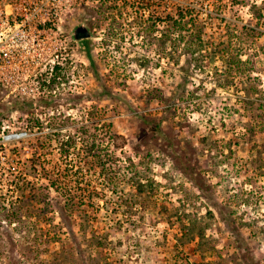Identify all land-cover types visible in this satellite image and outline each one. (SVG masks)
Segmentation results:
<instances>
[{
  "label": "rangeland",
  "instance_id": "374dc122",
  "mask_svg": "<svg viewBox=\"0 0 264 264\" xmlns=\"http://www.w3.org/2000/svg\"><path fill=\"white\" fill-rule=\"evenodd\" d=\"M63 4L64 65L51 75L43 62L44 94L22 102L0 86V264H264V0ZM179 8L195 10L204 47L172 57L173 36L157 30L169 34L160 20ZM80 25L91 38L74 39ZM176 92L168 111L160 96ZM93 107L107 111L114 150L133 168L117 190L96 180L100 197L66 208L61 194L43 197L42 168L62 162L42 143L90 122ZM139 115L176 138L203 191ZM31 187L42 194L34 206Z\"/></svg>",
  "mask_w": 264,
  "mask_h": 264
},
{
  "label": "trees",
  "instance_id": "16d2710c",
  "mask_svg": "<svg viewBox=\"0 0 264 264\" xmlns=\"http://www.w3.org/2000/svg\"><path fill=\"white\" fill-rule=\"evenodd\" d=\"M166 19L168 20H160V23L162 25H168V29H171L169 34L161 29L157 31L161 33V39L163 40L173 36L171 38L172 57L174 55H185V53H190V51L194 53L193 51H195L197 45L200 48L204 47L202 27L198 26L199 19L194 9L179 8L175 16H167ZM163 51L165 50L163 49ZM180 72L183 77V82H187L189 70L183 67ZM184 84L186 83L180 84L178 88H186ZM178 93L176 92L170 100H166L163 95L160 96L161 101L167 104L168 111H171L172 106L175 104V96ZM19 100L22 102L27 101L21 98ZM88 115L91 118L90 122H88L89 120L81 123L75 122V125L70 130H62V128L59 133H52L49 135L51 137L42 143V146L46 147L49 153H58L60 161L62 162V166L59 164L53 170L42 168L44 179L48 183L46 186H41V190L46 192V194H43V197L47 198V200H52V191L61 194L65 197L66 208L71 207L73 209L77 198L85 202L87 199L93 201L94 196L100 197L101 194L96 189L92 190L90 188V185L96 182V180L98 183L103 184V186H113L117 190L119 184L124 181L126 175L125 170L133 168L132 165L127 166L114 150L116 148L117 136L113 133V124L107 120V111L100 107H93ZM138 117L144 126L150 127L151 134L155 137L154 140L160 138L167 144L171 154L174 155L176 163L180 166L184 174L192 180L199 190L203 191V187L196 182L197 175L195 173L193 174L190 167L186 164V159L177 145L176 138L171 136L169 132L164 131L162 123L156 122L154 118L142 115ZM37 159L39 165L44 166L43 162L46 161V156L41 157L40 155ZM136 186V196L139 197L143 193L144 186L141 184H136ZM82 187L83 190L78 189ZM72 188L81 190L83 193H80L83 194L84 198H80V193H76V190H71ZM37 190L34 187L29 189L28 199L36 202H33V206L40 203L42 196L41 193H37ZM53 200H58V198H54ZM64 213L60 211L61 218L67 225L68 222L65 218L67 215ZM98 244L99 247H104L103 240H100ZM250 264H255L254 260H251Z\"/></svg>",
  "mask_w": 264,
  "mask_h": 264
},
{
  "label": "built area",
  "instance_id": "2783aa9c",
  "mask_svg": "<svg viewBox=\"0 0 264 264\" xmlns=\"http://www.w3.org/2000/svg\"><path fill=\"white\" fill-rule=\"evenodd\" d=\"M63 5V0H10L0 6V86L10 95L27 101L40 98L43 62H49L45 71L50 66L51 75L64 65L67 42L54 23Z\"/></svg>",
  "mask_w": 264,
  "mask_h": 264
},
{
  "label": "water",
  "instance_id": "95a60500",
  "mask_svg": "<svg viewBox=\"0 0 264 264\" xmlns=\"http://www.w3.org/2000/svg\"><path fill=\"white\" fill-rule=\"evenodd\" d=\"M92 37V33L89 28L85 25H80L74 30V39L75 40H84Z\"/></svg>",
  "mask_w": 264,
  "mask_h": 264
}]
</instances>
